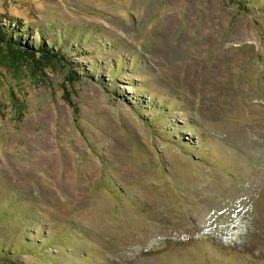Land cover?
Returning a JSON list of instances; mask_svg holds the SVG:
<instances>
[{
  "label": "rangeland",
  "instance_id": "obj_1",
  "mask_svg": "<svg viewBox=\"0 0 264 264\" xmlns=\"http://www.w3.org/2000/svg\"><path fill=\"white\" fill-rule=\"evenodd\" d=\"M0 264H264V0H0Z\"/></svg>",
  "mask_w": 264,
  "mask_h": 264
},
{
  "label": "trees",
  "instance_id": "obj_2",
  "mask_svg": "<svg viewBox=\"0 0 264 264\" xmlns=\"http://www.w3.org/2000/svg\"><path fill=\"white\" fill-rule=\"evenodd\" d=\"M5 47H7V50L8 51H15V46H14V42L13 43H11V41L10 42H6L5 43ZM34 53H32V55H33Z\"/></svg>",
  "mask_w": 264,
  "mask_h": 264
}]
</instances>
